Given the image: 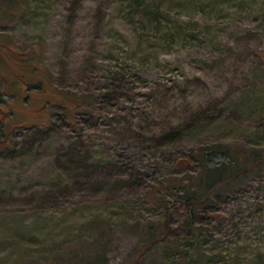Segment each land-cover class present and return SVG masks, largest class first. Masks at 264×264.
I'll list each match as a JSON object with an SVG mask.
<instances>
[{
    "label": "rangeland",
    "instance_id": "1",
    "mask_svg": "<svg viewBox=\"0 0 264 264\" xmlns=\"http://www.w3.org/2000/svg\"><path fill=\"white\" fill-rule=\"evenodd\" d=\"M171 123L189 129L154 146ZM2 133L0 264H264V0H0ZM237 151L235 184L156 201L163 176L188 185ZM166 215L190 231L149 244Z\"/></svg>",
    "mask_w": 264,
    "mask_h": 264
},
{
    "label": "trees",
    "instance_id": "2",
    "mask_svg": "<svg viewBox=\"0 0 264 264\" xmlns=\"http://www.w3.org/2000/svg\"><path fill=\"white\" fill-rule=\"evenodd\" d=\"M112 79H120L123 80L124 76L121 74L118 77L113 76ZM110 79V82L106 85V87L111 88L113 87V81ZM121 87V85H120ZM91 93L89 94H83L81 96H76L74 97L75 99V104L78 107V112L83 113V112H89L90 115L97 117V112H95V107L91 101ZM64 120L68 122L70 126H72V121L68 119V115L64 114ZM120 121V118L117 119ZM56 126V120L52 119V121L46 125H39L37 126V130H42V131H51L54 127ZM189 129L188 126H183L178 123H171L168 126H163L158 130V132H154L151 136L152 143L156 147L168 145L177 139H179L184 133ZM76 130V129H72ZM78 131V130H77ZM12 133L10 134H0V150L4 148H9V143L6 142L11 140ZM136 137L139 138L141 136V133H136ZM6 142V143H5ZM81 136L79 135L78 132V138H76L74 141H71L69 145L67 146L68 152L72 153V158L78 162L79 167H84V153H83V148H81V145L83 143ZM180 151V150H178ZM235 152V151H234ZM238 152V151H237ZM236 152V154H237ZM64 154H67V152H63L62 150L59 151L58 157L59 156H64ZM180 154L175 153V156L173 159H171V165L173 167H176V161L175 159L178 158ZM194 159H196L198 162L200 161V157H198L196 154L191 155ZM240 152H238V155H233V157H228V159L225 161H221L217 164L214 165H209L207 162H201V171L197 174L196 176V181L195 182H190L188 185L186 184H180L177 182L175 178H172V176H163L162 180H159L155 186V193H156V201L161 204V199L166 200L167 195L174 194L176 191L183 189L184 190V195L185 199L189 202L187 203L189 206H192L194 203H203L206 201L207 197L211 192H215L220 190V186L222 185H229L230 183L235 184V178L238 177V174L240 173V166L241 163L243 164L244 162L240 160ZM260 157V159H257V162H261L264 160V154L262 153L257 154L256 157ZM88 161V160H87ZM176 162V163H175ZM96 165V162H94ZM88 163H85L87 165ZM122 172L124 171V168H122L123 164L120 165ZM263 164H259V168L262 167ZM244 168V167H241ZM127 167H125L126 171ZM264 169V168H263ZM162 185V186H161ZM195 185L197 190H192V186ZM190 224H181L178 226H171L169 219L166 215V218L162 224V229L161 231L155 233V230L150 229V240L151 242L149 244H153L156 241H158L159 235L162 233V236L164 237L165 235L169 233L173 234H178L181 231H190ZM143 254L138 257L135 263L132 264H140L143 262L142 259ZM70 261L72 264H104L101 257L99 255L89 258L85 255L81 254H71L69 257ZM62 263V262H60ZM63 264V263H62ZM65 264V263H64Z\"/></svg>",
    "mask_w": 264,
    "mask_h": 264
}]
</instances>
